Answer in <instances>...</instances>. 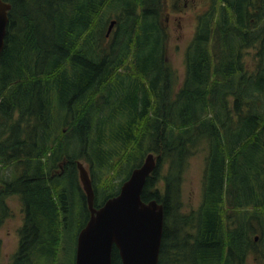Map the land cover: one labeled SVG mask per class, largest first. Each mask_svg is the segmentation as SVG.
<instances>
[{"label": "trees", "instance_id": "1", "mask_svg": "<svg viewBox=\"0 0 264 264\" xmlns=\"http://www.w3.org/2000/svg\"><path fill=\"white\" fill-rule=\"evenodd\" d=\"M5 1L0 224L8 197L22 210L9 264H73L89 215L75 162L97 208L147 153L140 199L163 209L156 264H264V0H207L175 93L164 0ZM200 144V201L182 213Z\"/></svg>", "mask_w": 264, "mask_h": 264}, {"label": "water", "instance_id": "2", "mask_svg": "<svg viewBox=\"0 0 264 264\" xmlns=\"http://www.w3.org/2000/svg\"><path fill=\"white\" fill-rule=\"evenodd\" d=\"M9 3L0 0V51L8 21ZM113 20L107 26L108 35ZM155 165V157L147 153L142 162L131 169L117 193L93 206V191L85 166L76 161L77 177L84 192L89 212L75 237L73 264H110L112 247L120 264H156L162 234L163 209L154 199H140L145 178Z\"/></svg>", "mask_w": 264, "mask_h": 264}, {"label": "rangeland", "instance_id": "3", "mask_svg": "<svg viewBox=\"0 0 264 264\" xmlns=\"http://www.w3.org/2000/svg\"><path fill=\"white\" fill-rule=\"evenodd\" d=\"M207 4V0L163 1L161 19L167 33L166 59L173 70V93L178 90L182 82L183 53L192 37L196 17L206 9ZM245 61L249 63V55L245 56ZM202 148L200 144L197 151L186 159L182 169L180 181V212L182 213L196 209L200 201L201 175L205 155ZM83 165L88 167L87 164ZM165 170L166 165H163L161 173ZM5 204L9 209V215L0 224V264H9L10 257L16 249L17 229L22 220L21 204L17 196L8 197ZM246 264L254 263L249 258Z\"/></svg>", "mask_w": 264, "mask_h": 264}, {"label": "flooded vegetation", "instance_id": "4", "mask_svg": "<svg viewBox=\"0 0 264 264\" xmlns=\"http://www.w3.org/2000/svg\"><path fill=\"white\" fill-rule=\"evenodd\" d=\"M2 1H4V2H6L5 0H2ZM8 3V2H7ZM10 5V4H9ZM9 10H10V8L8 9V11H7V17H8V12H9ZM8 22H9V17H8V21H7V24H8ZM7 26V25H6ZM5 31H6V29H5ZM4 39V38H3ZM3 46V45H2ZM2 49V48H1ZM113 261V263H115V264H120V258H119V255H118V253H117V250L115 249V255H112V252H110V264H111V262Z\"/></svg>", "mask_w": 264, "mask_h": 264}]
</instances>
